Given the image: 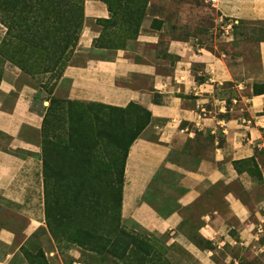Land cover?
Wrapping results in <instances>:
<instances>
[{
	"label": "crops",
	"instance_id": "1",
	"mask_svg": "<svg viewBox=\"0 0 264 264\" xmlns=\"http://www.w3.org/2000/svg\"><path fill=\"white\" fill-rule=\"evenodd\" d=\"M222 16L264 28V0H212ZM88 18H108L106 3L85 0ZM7 27L0 22V44ZM100 31L85 26L59 79L64 97L114 106L136 102L151 120L129 148L122 219L184 248L201 264H264V38L259 69L228 52L177 35L157 13L142 19L124 47H94ZM21 70L0 74V264H30L24 248L47 228L42 131L48 93L19 85ZM56 92L60 93L59 87ZM194 153V157L191 156ZM158 184L173 206L162 214L145 195ZM175 199L167 195L174 186ZM154 197V194H153ZM170 261V260H169Z\"/></svg>",
	"mask_w": 264,
	"mask_h": 264
},
{
	"label": "trees",
	"instance_id": "2",
	"mask_svg": "<svg viewBox=\"0 0 264 264\" xmlns=\"http://www.w3.org/2000/svg\"><path fill=\"white\" fill-rule=\"evenodd\" d=\"M102 1L108 5L110 16L97 21L119 29L107 35L101 32L94 42L101 41L103 47H124V38L133 25L138 33L149 0H123L115 9L111 0ZM84 2L0 0V22L7 27L0 51L10 38L19 39L22 49L10 56V61L37 82L56 83L78 45L86 18ZM135 20L139 22L134 24ZM150 120L151 112L136 102L114 106L51 98L42 131L51 130L53 150L48 146L52 141L43 143L42 159L46 225L53 235H61L83 251L113 256L124 264H131L127 258L132 254L136 261L133 264H170L162 258V249L155 262L149 239L122 223L126 159L131 144ZM50 151L54 153L52 158ZM52 177L56 181L53 194L61 201L59 211L50 200ZM145 199L164 215L173 209L156 206L148 194Z\"/></svg>",
	"mask_w": 264,
	"mask_h": 264
},
{
	"label": "rangeland",
	"instance_id": "3",
	"mask_svg": "<svg viewBox=\"0 0 264 264\" xmlns=\"http://www.w3.org/2000/svg\"><path fill=\"white\" fill-rule=\"evenodd\" d=\"M111 2L113 4V8L115 9L118 7L117 3L121 2L122 4L123 0H111ZM147 13H150L151 15L159 13L165 17V20H170L172 27L176 29L177 35L179 37H192L196 43L209 48H214V46L217 45L219 49H223L226 52L233 50L235 57H240L244 62L252 65L253 68L259 69L258 44L259 41L264 38V28L247 25L242 22H236L230 35H225L220 26V20L217 18L215 9L212 6V0H149L146 9V15ZM138 22L139 20H135L134 24H137ZM85 26L97 29L100 31V34L103 32L104 34L106 33V35L110 34L111 32L118 31L119 29L117 25H109L106 22H100L97 21V19L88 17H86L83 22L81 33ZM135 29L136 25H133L130 34L128 35L126 33L128 36L124 38V46L130 40L136 38L137 33L135 32ZM20 45L22 44L19 39L10 38V40H8L1 48L0 74L7 63H12L10 61V56L21 51L22 48ZM93 45L94 47H103L101 41L97 42V44L93 41ZM77 48L78 45L76 46L73 54L70 56L69 63L83 59V57H79V54L82 53L76 52ZM53 82V80L48 81L47 83L37 82L36 80L32 79L29 74H24L22 70L20 77L17 79V83L19 85L28 83L40 89L42 92L48 93V95L45 97L47 101L45 104L48 107L52 97L66 98L63 96V89L67 88L68 82H60V80H58L56 83ZM58 87L61 91L60 93L56 92ZM256 89H261V84L257 83ZM64 110L67 111V109ZM36 136L37 137L35 140L41 146L42 151L43 143L46 144L49 141H52V144H48V146L50 147V150H53L52 148L54 139H52L51 130L45 133L40 131L36 134ZM9 140L10 138L7 135L0 132V147L7 146ZM193 154L194 153H191V156L194 157L195 155ZM53 155L54 153L50 151L49 156L52 158ZM49 182V192L51 194L50 200L52 201V206L59 211L61 207V201L59 199L60 197L54 196L53 194L55 191L54 183H56V181L52 177L50 178ZM162 191L163 188L158 184H153L150 187V192L152 194L151 197L154 200L156 197H158L157 199L164 198V194H160ZM179 192V186L175 185L172 188L171 193L168 194L167 192V195L170 199H175ZM122 223L129 230L141 233L143 236L149 239L154 247V251L152 253L155 254V262H158V253H160L162 249V258H167L170 260V264H201L184 248L175 245L169 246V244H167V241H169L168 234H158L152 232L139 226L138 223L133 220L123 221L122 219ZM26 246L27 247H25L23 250L30 264H124L113 256L101 257L94 252L83 251L76 244L64 240L61 235H53L49 231L48 227L41 228ZM150 256L151 255L146 256L145 260L149 259ZM127 261L131 264L135 263V256H133V254L130 255V257L127 258ZM143 264H150V262L146 261Z\"/></svg>",
	"mask_w": 264,
	"mask_h": 264
},
{
	"label": "built area",
	"instance_id": "4",
	"mask_svg": "<svg viewBox=\"0 0 264 264\" xmlns=\"http://www.w3.org/2000/svg\"><path fill=\"white\" fill-rule=\"evenodd\" d=\"M219 20H220V24H221L220 26L223 30V33L227 36L230 35L231 31L233 30V26L237 21H234L232 19H226L222 16H219Z\"/></svg>",
	"mask_w": 264,
	"mask_h": 264
}]
</instances>
